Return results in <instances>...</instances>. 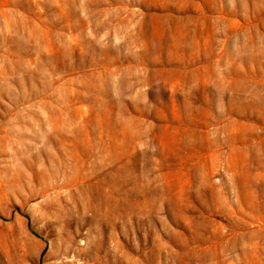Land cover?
I'll use <instances>...</instances> for the list:
<instances>
[{"label":"rangeland","instance_id":"1","mask_svg":"<svg viewBox=\"0 0 264 264\" xmlns=\"http://www.w3.org/2000/svg\"><path fill=\"white\" fill-rule=\"evenodd\" d=\"M0 264H264V0H0Z\"/></svg>","mask_w":264,"mask_h":264}]
</instances>
